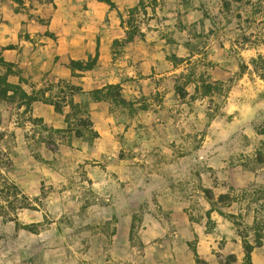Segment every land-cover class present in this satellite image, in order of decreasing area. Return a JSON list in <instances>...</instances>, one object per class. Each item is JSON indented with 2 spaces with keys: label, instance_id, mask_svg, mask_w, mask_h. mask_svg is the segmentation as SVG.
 I'll return each instance as SVG.
<instances>
[{
  "label": "rangeland",
  "instance_id": "1",
  "mask_svg": "<svg viewBox=\"0 0 264 264\" xmlns=\"http://www.w3.org/2000/svg\"><path fill=\"white\" fill-rule=\"evenodd\" d=\"M260 59L264 0H0V75L52 101L0 97V264H264L216 210L264 221L218 203L264 189Z\"/></svg>",
  "mask_w": 264,
  "mask_h": 264
},
{
  "label": "trees",
  "instance_id": "2",
  "mask_svg": "<svg viewBox=\"0 0 264 264\" xmlns=\"http://www.w3.org/2000/svg\"><path fill=\"white\" fill-rule=\"evenodd\" d=\"M254 64L256 69H264V59L260 60H254ZM96 66L95 60H88L86 62H77L72 61L70 63V69L73 72L76 71H89L94 69ZM113 86L110 87L112 89ZM211 87H207L208 92H210ZM108 89V88H107ZM107 89H97L90 92L91 98L95 102H104L108 100H114L115 102L119 103V92L118 91H112ZM12 92L13 94L11 97L19 96L23 99V104L27 107L32 106L33 103L38 101H44L45 103H51L52 101L45 99L44 97L40 96L38 93L34 94H27L19 85L12 84L8 81L7 75H0V97H8V93ZM59 109V108H58ZM78 137L86 138V140H92L94 134L87 135L85 132L78 130L77 131ZM233 190V189H232ZM253 196H255L254 199ZM258 196V198H256ZM212 199V197H210ZM260 199H264V189L256 191L255 194H250L249 192H242L239 194H225L222 195L218 201V203L224 205V206H231L233 203H239L243 201H248L249 206L253 204L255 201H258ZM26 206V205H25ZM27 207V206H26ZM25 208V207H22ZM215 204L211 211L208 212V218H210L211 212L215 211ZM220 215L228 218V219H236L234 220V224L238 227V230L240 232L241 237L244 241V249L246 252V260L247 262H251L252 253L254 249L258 247H262L264 244V221L263 220H255L254 223L251 226H245L243 222L238 220V216L234 214H225L220 209H216ZM208 229H212L214 227V223L211 221V219L208 221ZM22 229L28 230V231H35L33 226H22ZM252 236V237H251ZM252 238V242L249 239Z\"/></svg>",
  "mask_w": 264,
  "mask_h": 264
}]
</instances>
